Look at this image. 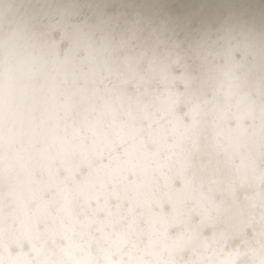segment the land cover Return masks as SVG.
Segmentation results:
<instances>
[{"label": "clouds", "instance_id": "obj_1", "mask_svg": "<svg viewBox=\"0 0 264 264\" xmlns=\"http://www.w3.org/2000/svg\"><path fill=\"white\" fill-rule=\"evenodd\" d=\"M0 264H264V0H0Z\"/></svg>", "mask_w": 264, "mask_h": 264}]
</instances>
